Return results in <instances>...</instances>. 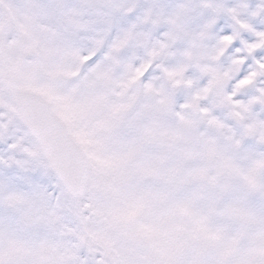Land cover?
<instances>
[{
	"label": "snow or ice",
	"instance_id": "snow-or-ice-1",
	"mask_svg": "<svg viewBox=\"0 0 264 264\" xmlns=\"http://www.w3.org/2000/svg\"><path fill=\"white\" fill-rule=\"evenodd\" d=\"M0 264H264V0H0Z\"/></svg>",
	"mask_w": 264,
	"mask_h": 264
},
{
	"label": "rangeland",
	"instance_id": "rangeland-1",
	"mask_svg": "<svg viewBox=\"0 0 264 264\" xmlns=\"http://www.w3.org/2000/svg\"><path fill=\"white\" fill-rule=\"evenodd\" d=\"M230 42H231V38H226V39L224 40V45L227 46V44H229ZM238 63H239V62H238ZM185 67H187V66H185ZM250 82H251V77H250L248 80L242 82V84H247V83H250Z\"/></svg>",
	"mask_w": 264,
	"mask_h": 264
}]
</instances>
